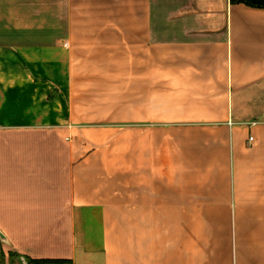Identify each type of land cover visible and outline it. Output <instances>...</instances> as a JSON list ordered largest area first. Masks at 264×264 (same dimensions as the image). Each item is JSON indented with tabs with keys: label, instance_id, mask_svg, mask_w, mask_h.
<instances>
[{
	"label": "crops",
	"instance_id": "obj_1",
	"mask_svg": "<svg viewBox=\"0 0 264 264\" xmlns=\"http://www.w3.org/2000/svg\"><path fill=\"white\" fill-rule=\"evenodd\" d=\"M0 233V264H264V8L0 0Z\"/></svg>",
	"mask_w": 264,
	"mask_h": 264
},
{
	"label": "trees",
	"instance_id": "obj_2",
	"mask_svg": "<svg viewBox=\"0 0 264 264\" xmlns=\"http://www.w3.org/2000/svg\"><path fill=\"white\" fill-rule=\"evenodd\" d=\"M232 3H244L248 6L252 7H258V8H264V0H231ZM2 235L0 233V256L3 255L2 253ZM12 256H15L16 253H11ZM23 261V260H22ZM26 264H43L47 262H52L48 259H30V258H25ZM54 262H59V260H56Z\"/></svg>",
	"mask_w": 264,
	"mask_h": 264
},
{
	"label": "water",
	"instance_id": "obj_3",
	"mask_svg": "<svg viewBox=\"0 0 264 264\" xmlns=\"http://www.w3.org/2000/svg\"><path fill=\"white\" fill-rule=\"evenodd\" d=\"M2 235V234H1ZM2 240H3V236H2ZM24 264H26V261L24 260Z\"/></svg>",
	"mask_w": 264,
	"mask_h": 264
},
{
	"label": "built area",
	"instance_id": "obj_4",
	"mask_svg": "<svg viewBox=\"0 0 264 264\" xmlns=\"http://www.w3.org/2000/svg\"><path fill=\"white\" fill-rule=\"evenodd\" d=\"M251 140H252V138H251Z\"/></svg>",
	"mask_w": 264,
	"mask_h": 264
}]
</instances>
